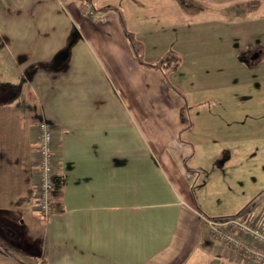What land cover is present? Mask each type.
Masks as SVG:
<instances>
[{
	"label": "crops",
	"instance_id": "0c3cea01",
	"mask_svg": "<svg viewBox=\"0 0 264 264\" xmlns=\"http://www.w3.org/2000/svg\"><path fill=\"white\" fill-rule=\"evenodd\" d=\"M250 1L172 2L224 35ZM136 17L121 0H0V264H253L208 231L230 215L197 201L185 101L138 55L123 24ZM251 46L257 62L264 42ZM42 118L57 153L47 218L33 193ZM249 199L233 215L264 227V189Z\"/></svg>",
	"mask_w": 264,
	"mask_h": 264
},
{
	"label": "rangeland",
	"instance_id": "374dc122",
	"mask_svg": "<svg viewBox=\"0 0 264 264\" xmlns=\"http://www.w3.org/2000/svg\"><path fill=\"white\" fill-rule=\"evenodd\" d=\"M121 1L137 10L135 21L123 24L138 55L159 68L164 56L176 58L162 70L192 123L198 203L212 217L236 214L264 189V55L255 63L244 59L255 53L250 43L264 42L263 1H250L245 25L236 26L234 17L224 35L207 34V22L191 25L186 19L194 12H182L173 0Z\"/></svg>",
	"mask_w": 264,
	"mask_h": 264
},
{
	"label": "built area",
	"instance_id": "2783aa9c",
	"mask_svg": "<svg viewBox=\"0 0 264 264\" xmlns=\"http://www.w3.org/2000/svg\"><path fill=\"white\" fill-rule=\"evenodd\" d=\"M37 144L34 160L33 193L42 218L53 212L52 191L56 180V137L51 122L45 118L35 125ZM210 234L223 247L253 264H264V227L245 214L209 221Z\"/></svg>",
	"mask_w": 264,
	"mask_h": 264
},
{
	"label": "trees",
	"instance_id": "16d2710c",
	"mask_svg": "<svg viewBox=\"0 0 264 264\" xmlns=\"http://www.w3.org/2000/svg\"><path fill=\"white\" fill-rule=\"evenodd\" d=\"M245 58H248V56H244ZM175 56L173 55H169V56H164L160 61H159V65L161 68H167L169 67L173 61H175ZM248 61H250L249 63H255V60H250L247 59ZM39 264H45L44 260H41L39 262Z\"/></svg>",
	"mask_w": 264,
	"mask_h": 264
},
{
	"label": "flooded vegetation",
	"instance_id": "af4514ba",
	"mask_svg": "<svg viewBox=\"0 0 264 264\" xmlns=\"http://www.w3.org/2000/svg\"><path fill=\"white\" fill-rule=\"evenodd\" d=\"M253 55H256V56L258 55L257 49H255V53ZM253 55L251 57H249V55H248V58H246V59H255L256 57H254ZM244 59H245V57H244Z\"/></svg>",
	"mask_w": 264,
	"mask_h": 264
},
{
	"label": "water",
	"instance_id": "95a60500",
	"mask_svg": "<svg viewBox=\"0 0 264 264\" xmlns=\"http://www.w3.org/2000/svg\"><path fill=\"white\" fill-rule=\"evenodd\" d=\"M66 50H67V49H66ZM63 52H65V54L67 53V51H63ZM62 54H63V53H61V55H62ZM61 55H60V56H61ZM253 56L256 57V55H253ZM63 57H64V55H63Z\"/></svg>",
	"mask_w": 264,
	"mask_h": 264
}]
</instances>
